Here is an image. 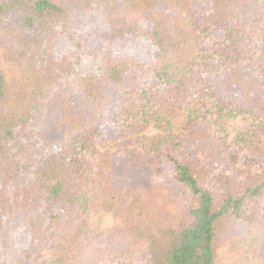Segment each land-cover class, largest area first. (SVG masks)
Segmentation results:
<instances>
[{
    "label": "trees",
    "instance_id": "trees-1",
    "mask_svg": "<svg viewBox=\"0 0 264 264\" xmlns=\"http://www.w3.org/2000/svg\"><path fill=\"white\" fill-rule=\"evenodd\" d=\"M122 40L151 55L112 53ZM237 69L258 85L233 86ZM127 72L137 82L107 100L106 76ZM67 84L104 109L42 149L31 118ZM237 118L250 124L226 148L240 165L206 163V135L222 146ZM100 211L119 217L137 247H96ZM151 255L264 264V0H0V264Z\"/></svg>",
    "mask_w": 264,
    "mask_h": 264
},
{
    "label": "rangeland",
    "instance_id": "rangeland-1",
    "mask_svg": "<svg viewBox=\"0 0 264 264\" xmlns=\"http://www.w3.org/2000/svg\"><path fill=\"white\" fill-rule=\"evenodd\" d=\"M114 47V46H113ZM149 52L151 55L150 48L141 41L128 43L127 40H122L115 44V47L112 49V53L119 55L134 54L135 56L141 55V58L144 61H147L149 57ZM250 72V71H249ZM133 72H127L123 74H108L106 77L107 80L113 81L115 87H111L106 84L103 89L104 97L112 99L119 94L120 90L126 84H133L137 82V75L131 74ZM251 73V72H250ZM247 72L237 69L233 74L234 85L236 88H241L244 90L252 89L254 84L258 85V81L255 77V74L252 72V78H250ZM255 80H254V79ZM256 81V82H255ZM255 82V83H254ZM119 86V87H117ZM122 86V87H120ZM65 96L61 97L57 94H54L53 97L49 98L44 106L36 112L30 122L31 128L36 134V138L39 146L45 150H54L56 147L64 141L66 134H68L73 128H78L85 124H94L98 122L100 118V111L104 109V101L98 99H88L82 98L76 92L75 86L72 84H67L64 88ZM250 122L245 118H237L235 120H230L225 129L227 130L228 137L225 141L222 142V146L218 147H209L211 143L206 135V140H204L203 155L199 156L205 159L206 163H209L214 166H226V167H237L240 165L241 156L233 148H226L234 136V134L239 130H244L249 126ZM205 134V133H204ZM166 182L167 187H172L168 181L166 173L163 174V183ZM123 192L118 193L117 200H120L116 203H121L127 199L128 190L125 191L122 188ZM174 190V188L172 189ZM178 192L176 189L175 193ZM174 193V192H173ZM123 199V200H122ZM123 208V206H121ZM125 224H121L119 217L112 216L109 214H104L100 211L97 215L94 216L93 221L90 225V229L98 234L100 240L95 244L96 247L103 245L104 243H110L113 246H116L117 249H132L137 247L136 241L131 238L130 234L125 233L122 228ZM139 244H141L139 242ZM84 246L82 245L79 249L84 254ZM145 251L150 252L148 246H144ZM153 254V253H152ZM157 259V257H156ZM147 262L149 264H157L154 256H147Z\"/></svg>",
    "mask_w": 264,
    "mask_h": 264
}]
</instances>
